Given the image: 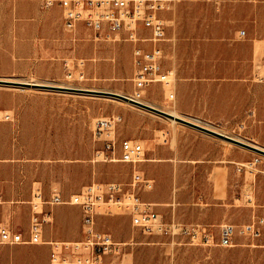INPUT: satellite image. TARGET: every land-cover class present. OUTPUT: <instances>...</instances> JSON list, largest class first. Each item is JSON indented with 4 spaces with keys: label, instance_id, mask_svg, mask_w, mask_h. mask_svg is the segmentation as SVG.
Segmentation results:
<instances>
[{
    "label": "rangeland",
    "instance_id": "rangeland-1",
    "mask_svg": "<svg viewBox=\"0 0 264 264\" xmlns=\"http://www.w3.org/2000/svg\"><path fill=\"white\" fill-rule=\"evenodd\" d=\"M5 1L0 0V25L6 23L12 9ZM14 1L24 4L25 46L40 35V29L30 25L32 18L52 22L61 18L60 10H43L38 0ZM173 1V11L165 15L168 33L162 44V67L173 72V84L170 88L151 85L142 100L264 149V115L262 120L256 119L257 103L264 105V0ZM4 34L0 33V81L8 83L0 84V109L12 111L16 120L0 124V191L20 189L18 195L24 198L29 196L28 189L41 190L46 202L58 192L69 200L94 184L126 185L136 170L155 180L156 187L158 179L148 167L159 158L176 154L198 158L173 161L169 163L172 168L159 169L156 174L162 180L169 175L171 189H193L194 202L207 204L209 219L237 226L238 246L190 245L186 239L146 235L132 227L127 210L110 206L98 209L97 229L114 237V227L125 237L123 241L134 242L127 248L126 264H264V232L254 242L242 233L243 226L264 218L263 155L119 98L95 93L133 96L134 44L123 38L97 39L84 29L71 33V58L74 63L85 62V80H69L67 73H62L55 81H44L9 72L11 58ZM30 83L91 92H66ZM112 116L123 119L117 128L120 140L144 146L143 163L135 166L97 158L102 144L93 140V125L97 119ZM198 154H215L216 160L207 162ZM256 157L261 164L239 170ZM11 193L3 196L12 199ZM21 198H13L9 205L19 211L26 208V214L17 212L5 219L28 236L24 224L31 217V205ZM43 209L50 212L51 206ZM70 216L74 221L78 217L77 213ZM216 225L211 226V232L217 241ZM48 227L51 229V223L45 225Z\"/></svg>",
    "mask_w": 264,
    "mask_h": 264
},
{
    "label": "built area",
    "instance_id": "built-area-1",
    "mask_svg": "<svg viewBox=\"0 0 264 264\" xmlns=\"http://www.w3.org/2000/svg\"><path fill=\"white\" fill-rule=\"evenodd\" d=\"M41 9L59 8L62 11L63 26L69 33L79 28L93 34L97 39L117 41L124 39L134 44L133 83L135 92L130 99L142 101L144 91L153 84L170 88L173 72L162 67V44L167 41V24L164 15L174 8L173 0H40ZM67 78L83 81L86 78L85 62L80 60L65 62ZM128 97V96H127ZM175 95L170 94V100ZM142 103V102H141ZM16 120L15 114L0 109V124ZM120 116L97 119L93 125L92 137L101 143L97 158L103 161L137 165L146 160L144 146L128 139L120 140L117 128L122 123ZM261 164L259 157L242 165L239 170L252 169ZM154 189V181L135 171L130 183H110L92 185L69 200L55 193L48 202L43 200L40 190L30 202L32 215L28 236L15 231L0 222V246L49 245L50 264H126L127 248L134 245L115 241L112 235L100 232L96 227L97 211L101 207L126 208L131 215L132 227L146 235H156L172 239H186L190 245L238 246V227L223 224L217 241L214 236L200 226H187L178 222H166L155 210V206L145 202L140 193ZM44 205H71L81 209L83 239L78 242L44 240L45 225L52 222L51 212ZM264 232V218L257 217L242 228V233L251 241L261 239ZM107 258H111L107 261Z\"/></svg>",
    "mask_w": 264,
    "mask_h": 264
},
{
    "label": "crops",
    "instance_id": "crops-1",
    "mask_svg": "<svg viewBox=\"0 0 264 264\" xmlns=\"http://www.w3.org/2000/svg\"><path fill=\"white\" fill-rule=\"evenodd\" d=\"M38 1L41 8L40 0ZM5 2L6 5L12 7V9H10V13L8 14L9 16L7 17L8 19L5 20L6 23H1L0 25L6 26L7 30H2V28H0V33L2 34L4 31L6 32V35L4 34L3 36L7 37L6 50L8 51V57L11 58L9 65L11 70H9V72L12 75L35 76L39 80L44 81H55L59 79L62 73H66L65 62L73 61L71 58L70 43V37L72 35L64 29L62 11L57 8L61 12V18L53 22L32 18L31 22L33 23L30 25H32L33 28L37 27L40 29V35L37 36L39 37L38 39L31 40L30 44L25 46L26 43L22 35L23 26L26 24L25 22H27L22 18L25 14L23 11L24 4L14 0H6ZM80 29L84 28H79V30ZM76 33L73 35H76ZM25 49H27V51H25ZM257 70H260V67L257 66ZM263 115L264 105L262 102H259L256 105V119L262 120ZM197 121L201 122L200 120ZM196 156L203 157L204 159L202 160L207 162L216 160L215 154H198ZM158 160H156L158 163L150 165V168L148 167V171L154 174L152 175L158 179V183L155 187V180H153L155 189H152L151 191H142L140 193L141 198L145 202L153 204L156 212H158L166 222L175 221L187 226H200L212 235L211 226H215V223H217L216 226L219 227L220 232V221L216 219H209V208L207 207V204L204 202H194L192 197L193 189H171V180L169 175L167 176L168 179L162 180V177L159 174H156L159 169L165 168L168 170L169 168H172L173 165L169 163L173 161L191 162L198 161L199 159H186L184 156L176 154L174 158L172 155H169L159 158ZM163 162H165V164ZM19 190L20 189H1L0 191V205H3L0 206V222L15 231H18L15 229V224L9 223L5 217L17 214V212L20 214H26V208L19 211L18 207H12L9 205L14 203V199L21 198L20 195H18ZM6 192H12L11 194H14V199L5 198L3 194ZM35 192L36 191L33 189H28L29 196L21 199H24V203L30 204ZM2 209L3 213L1 214ZM116 209L120 210L118 208ZM124 209L127 210L126 208ZM50 210L52 214L51 229H49V227L44 229L43 235L46 242H78L83 239L82 212L79 207L71 205H57L51 207ZM127 212L131 220L130 212L128 210ZM72 213L75 215L77 213L78 217L75 219L76 221H74V219L70 216ZM30 219L25 221V231H29ZM73 226L76 227L74 230L72 229ZM112 232L116 236L113 237L112 235L115 241L127 243L123 241L125 237L119 234V231H117L114 227H112ZM50 253L51 247L47 244L0 246V264H50ZM110 260L111 258H107V261Z\"/></svg>",
    "mask_w": 264,
    "mask_h": 264
},
{
    "label": "water",
    "instance_id": "water-1",
    "mask_svg": "<svg viewBox=\"0 0 264 264\" xmlns=\"http://www.w3.org/2000/svg\"><path fill=\"white\" fill-rule=\"evenodd\" d=\"M8 82H5V81H0V84H7ZM36 86H39V87H43V88H54V89H58V90H61V91H70V92H91V91H87V90H83V89H73V88H67V87H49V86H46V85H36ZM97 94H103V95H108V96H113V97H116V98H119L125 102H129L130 104L134 105V106H137L139 108H143V109H146V110H149L151 112H154L158 115H161L163 117H166V118H169L171 120H176L177 122H180L182 124H185L191 128H194L196 130H199L203 133H206V134H209L211 136H214V137H217V138H220V139H223L225 141H228L230 143H233L235 145H238V146H241L245 149H248L250 151H253L255 153H258L260 155H263L264 156V149L258 147V146H255L253 144H250V143H247V142H243V141H240V140H237L233 137H230V136H225L219 132H216L214 130H211L209 128H206L204 126H201L197 123H194V122H190V121H187L183 118H179V117H175L169 113H166V112H163L157 108H154V107H151V106H148L144 103H141V102H137L133 99H130L129 97L127 96H123V95H120V94H115V93H107V92H95Z\"/></svg>",
    "mask_w": 264,
    "mask_h": 264
},
{
    "label": "bare ground",
    "instance_id": "bare-ground-1",
    "mask_svg": "<svg viewBox=\"0 0 264 264\" xmlns=\"http://www.w3.org/2000/svg\"><path fill=\"white\" fill-rule=\"evenodd\" d=\"M30 85H37V84H31L30 83ZM129 98H131L132 96H128ZM142 103H144V104H146V105H148V106H151L149 103H147V102H145V101H141ZM128 104H130L129 102H127ZM151 107H153V106H151ZM155 108V107H154ZM171 115H173V116H175V117H179V118H181V116L176 112V111H172L171 113H170ZM173 122H176V120H172ZM196 123H199V121H197V120H194ZM212 130V129H211ZM224 135V134H223ZM226 136V135H225ZM238 140V139H237ZM241 141V140H240ZM244 142V141H243Z\"/></svg>",
    "mask_w": 264,
    "mask_h": 264
}]
</instances>
